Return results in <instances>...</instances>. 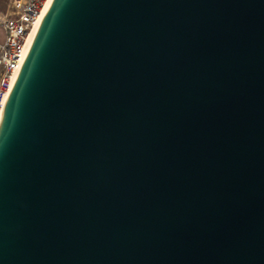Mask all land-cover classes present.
Listing matches in <instances>:
<instances>
[{"label":"water","instance_id":"water-1","mask_svg":"<svg viewBox=\"0 0 264 264\" xmlns=\"http://www.w3.org/2000/svg\"><path fill=\"white\" fill-rule=\"evenodd\" d=\"M0 264H264V0H53L0 121Z\"/></svg>","mask_w":264,"mask_h":264},{"label":"built area","instance_id":"built-area-1","mask_svg":"<svg viewBox=\"0 0 264 264\" xmlns=\"http://www.w3.org/2000/svg\"><path fill=\"white\" fill-rule=\"evenodd\" d=\"M47 2L48 0H10L7 10L0 13V26L5 33V39L0 44V121L17 73L33 43H29L31 35L40 18L45 16L43 13Z\"/></svg>","mask_w":264,"mask_h":264},{"label":"bare ground","instance_id":"bare-ground-1","mask_svg":"<svg viewBox=\"0 0 264 264\" xmlns=\"http://www.w3.org/2000/svg\"><path fill=\"white\" fill-rule=\"evenodd\" d=\"M52 2H53V0H48L43 15H46L45 13L47 12V10L49 9V7L51 6ZM42 19H43V17L40 18L39 23L36 25V27H35V29H34L32 35H31V38H30V40H29V43H32V41L34 40L35 35H36V33H37V31H38V29H39V27H40V24H41Z\"/></svg>","mask_w":264,"mask_h":264},{"label":"rangeland","instance_id":"rangeland-1","mask_svg":"<svg viewBox=\"0 0 264 264\" xmlns=\"http://www.w3.org/2000/svg\"><path fill=\"white\" fill-rule=\"evenodd\" d=\"M9 1L10 0H1L0 7L1 8L4 7V8L0 11V13L5 12L7 10L9 6Z\"/></svg>","mask_w":264,"mask_h":264},{"label":"crops","instance_id":"crops-1","mask_svg":"<svg viewBox=\"0 0 264 264\" xmlns=\"http://www.w3.org/2000/svg\"><path fill=\"white\" fill-rule=\"evenodd\" d=\"M0 3H1V0H0ZM4 7H0V11L3 9ZM5 39V33H4V30L2 29V27L0 26V44L4 41Z\"/></svg>","mask_w":264,"mask_h":264}]
</instances>
